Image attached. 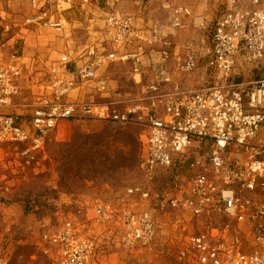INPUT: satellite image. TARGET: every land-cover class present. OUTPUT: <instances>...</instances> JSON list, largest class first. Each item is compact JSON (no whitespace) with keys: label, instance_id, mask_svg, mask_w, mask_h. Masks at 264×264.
<instances>
[{"label":"built area","instance_id":"2783aa9c","mask_svg":"<svg viewBox=\"0 0 264 264\" xmlns=\"http://www.w3.org/2000/svg\"><path fill=\"white\" fill-rule=\"evenodd\" d=\"M23 1L21 22L0 0V30L16 31L0 42V145L43 149L67 120L132 123L145 177L61 217L39 251L51 264H116V250L143 259L164 238L179 264H264V0H204L202 13L158 0L161 20L143 16L153 0L140 14L120 0ZM193 32L199 48L182 37ZM114 64L128 65V85L106 74Z\"/></svg>","mask_w":264,"mask_h":264},{"label":"rangeland","instance_id":"374dc122","mask_svg":"<svg viewBox=\"0 0 264 264\" xmlns=\"http://www.w3.org/2000/svg\"><path fill=\"white\" fill-rule=\"evenodd\" d=\"M18 1L10 9L15 21L22 22L28 4ZM139 6L141 0L118 3L121 11L136 14H140ZM143 16L164 19L160 1L149 3ZM73 30L71 35L76 41L83 39L85 32L81 27ZM15 32L0 30V42L7 41ZM200 38L198 32H193L183 39L196 41L199 48ZM39 41L35 34H26V48L34 51ZM106 74H116L117 79L126 80V85L130 83L127 64H114ZM137 133L138 126L132 123L67 120L49 134L43 149L23 152V146L0 145V250L9 254V264H51L36 245L43 230L55 226L66 214L80 218L84 206L92 200L110 199L125 186L145 182L137 162L133 164L139 145ZM76 136L82 137L84 143L71 151L67 144ZM158 246L164 251L152 250L139 260L119 250L109 257L116 264H179L166 251L164 238ZM102 248L101 254L109 253L107 245Z\"/></svg>","mask_w":264,"mask_h":264},{"label":"crops","instance_id":"0c3cea01","mask_svg":"<svg viewBox=\"0 0 264 264\" xmlns=\"http://www.w3.org/2000/svg\"><path fill=\"white\" fill-rule=\"evenodd\" d=\"M173 1L174 2H185V3L191 4L192 7H193V9L196 11V13H202V12H204L205 9L210 10L213 7V2H211V1H209L208 3H205L204 0H173ZM6 2L11 7V5L13 3H18L19 1L18 0H6ZM68 15L69 16L70 15L73 16V18H76V16H77L76 13H68ZM185 35H187V34H185ZM184 36H182V37H184ZM49 37H50V39L53 40V42L51 43V45H53L52 47L55 46L56 48H58V49L60 48L62 50H64L67 47L65 45V42L69 44L68 47H71L72 46L71 44L74 43V42H72L73 39L72 40L71 39L64 40L63 38H58L57 37L55 39L52 36H49ZM45 45H46V42H44V49L46 48ZM24 50L25 51H28V53H31L32 52L31 49H28L26 47H24ZM124 80H121L119 82L122 83V84H125ZM42 225H44V224H42Z\"/></svg>","mask_w":264,"mask_h":264},{"label":"trees","instance_id":"16d2710c","mask_svg":"<svg viewBox=\"0 0 264 264\" xmlns=\"http://www.w3.org/2000/svg\"><path fill=\"white\" fill-rule=\"evenodd\" d=\"M81 138L82 137H80V136L73 137L71 142L69 144H67L71 151L76 150L77 147L83 142V141H81L82 140ZM138 154H139V145H138V151H137V153L135 154V157H134L133 164H134V162L136 163L138 161Z\"/></svg>","mask_w":264,"mask_h":264}]
</instances>
